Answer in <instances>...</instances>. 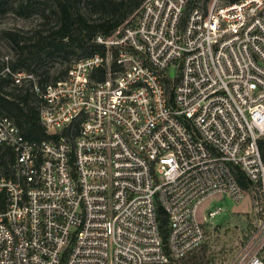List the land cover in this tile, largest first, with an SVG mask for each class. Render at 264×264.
<instances>
[{"label":"built area","instance_id":"2783aa9c","mask_svg":"<svg viewBox=\"0 0 264 264\" xmlns=\"http://www.w3.org/2000/svg\"><path fill=\"white\" fill-rule=\"evenodd\" d=\"M189 1L145 0L55 84L5 68L48 138L0 115V264H176L207 198L243 199L232 165L264 187V0ZM229 264H264V216Z\"/></svg>","mask_w":264,"mask_h":264},{"label":"trees","instance_id":"16d2710c","mask_svg":"<svg viewBox=\"0 0 264 264\" xmlns=\"http://www.w3.org/2000/svg\"><path fill=\"white\" fill-rule=\"evenodd\" d=\"M14 1V0H13ZM145 0H0V15L13 11L17 16L29 18L39 13L44 22L30 31L3 30L0 37L7 42L13 56L0 58V115L10 117L20 129L21 134L30 141L48 138L41 123L39 99L34 93L33 83H14L12 75L5 72L25 71L36 76L40 86L55 84L64 80L71 65L52 72L50 63L58 59L68 61L88 57L103 48L95 43L97 35L109 36L130 18H134ZM237 0H229L233 3ZM210 0H190L186 14L197 6L204 8ZM48 10L55 14L56 21H51ZM48 12V13H47ZM264 161V138L259 141ZM232 172L244 191H251L253 183L236 165ZM158 219L162 234H167L168 215L159 207ZM170 264H174L171 262ZM182 264H195L184 262Z\"/></svg>","mask_w":264,"mask_h":264},{"label":"rangeland","instance_id":"374dc122","mask_svg":"<svg viewBox=\"0 0 264 264\" xmlns=\"http://www.w3.org/2000/svg\"><path fill=\"white\" fill-rule=\"evenodd\" d=\"M17 1L10 0L11 4H15ZM228 1L221 0L222 3H228ZM48 12L51 21L55 22V14L50 10ZM43 22L44 19L39 13L33 14L29 18H22L10 10L4 15H0V35L3 30L30 31L39 27ZM6 56H13V52L9 49L7 42L0 37V58ZM75 59L76 57H70L65 62L60 59L51 62L52 72L57 74L59 70L71 65ZM215 206L220 207L221 212L204 225L205 241L202 247L176 264L184 262L229 264L239 252L249 232L259 225L264 216V187L246 191L243 199L238 203L229 196L214 194L199 206L197 211L199 221H203L204 216L208 219L207 209Z\"/></svg>","mask_w":264,"mask_h":264}]
</instances>
